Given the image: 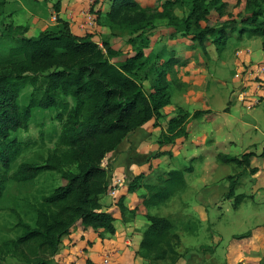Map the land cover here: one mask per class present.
<instances>
[{
    "label": "trees",
    "instance_id": "obj_1",
    "mask_svg": "<svg viewBox=\"0 0 264 264\" xmlns=\"http://www.w3.org/2000/svg\"><path fill=\"white\" fill-rule=\"evenodd\" d=\"M242 1L167 0L160 11H150L136 0H117L106 16L105 26L114 38L129 39L132 51L128 54L114 50L109 41L99 45L91 37H77L70 25L59 18L55 26L35 37L28 36L29 27L2 23L0 202L11 183L30 186L43 174L58 175L61 185L33 206L36 215L33 222L15 214L17 236L0 240V264H7L9 258L17 264H52L62 240L77 225L93 229L100 238L116 234L114 217L105 212L101 204V197L109 188V173L103 168V161L130 134L153 120L158 124L163 119L162 110L172 102L169 81L174 68L172 59L159 66L157 82L150 93L144 88V78L138 74L163 59L161 55L146 57L145 54L156 23L167 21L174 31L171 38H191L201 45L208 38H214L221 53L227 43V28L239 21L252 27L248 39L262 38L264 47V22L259 21L264 12L258 11L264 0H245L249 13L239 14L241 20H230L231 7L238 8ZM5 5L4 0H0V17L6 12ZM54 8L59 12L60 2ZM180 12L185 15L181 17ZM244 35L240 30V40ZM121 56L125 59L113 62ZM27 89L32 90L30 101L28 105H20L19 100ZM35 110H54L61 129L54 147L47 150L45 156L20 162L34 144H24L13 136L29 131ZM201 116V112L196 113L194 118ZM190 119V114L179 110L162 134L159 145H173L186 138ZM165 155L172 156L158 152L152 158ZM217 160L257 175L261 170L255 163L264 161V151L260 155L247 153L241 158L219 154ZM190 173L193 167L171 171L165 178H159L157 185L145 186L144 208L161 209L188 194L186 174ZM236 188L233 182L229 193L235 211L246 199L244 194L236 195ZM137 189L136 180L130 185L129 193ZM120 208L126 215L122 201ZM137 211L129 213L135 215ZM146 218L150 226L143 237L140 258L149 264H177L181 258L179 232L198 226L179 222L173 216L148 214Z\"/></svg>",
    "mask_w": 264,
    "mask_h": 264
},
{
    "label": "crops",
    "instance_id": "obj_2",
    "mask_svg": "<svg viewBox=\"0 0 264 264\" xmlns=\"http://www.w3.org/2000/svg\"><path fill=\"white\" fill-rule=\"evenodd\" d=\"M116 1L4 0L6 12L0 17V23L29 27L28 36L35 37L55 26L59 18L70 25L77 37H91L99 45L109 41L114 50L128 54L132 51L129 39L114 38L105 26L106 16ZM136 1L146 10L160 11L167 0ZM59 2L60 10L56 12L54 6ZM173 32L167 21L156 23L151 45L145 54L146 57L161 55L163 59L138 73L145 80V90L150 93L156 85L159 66L173 60V72L169 75L172 102L162 110L163 119L158 124L153 120L130 134L103 161V168L109 173L108 189L116 190V195L113 198L106 192L101 197V204L103 210L114 217L116 234H106L100 238L99 233L93 229L77 225L62 240L52 264H105L106 259L108 264H149L139 256L144 234L150 226L146 216L160 215L165 207L151 211L144 208L143 197L147 194L144 187L157 185L159 178H165L175 170L193 167V173L186 174V181L190 189L188 194L193 192L194 197L188 202L189 208L185 212L200 221L199 225L196 223L197 229L190 227L179 232L181 258L177 264H208L207 245L216 241L221 245L226 244V232L229 230L226 228L234 227L228 224H236L245 216L244 210L240 209L221 211L228 205L227 200L221 196L228 187L225 178L231 165L218 163L217 156L223 154L241 158L247 153L260 155L264 151V88L251 84L250 96L260 98L261 102L253 113H246L236 90L240 83L236 84L232 77L235 75H232L233 72H238L243 63H246L245 66H253L264 62L263 43L260 42V47L253 49L251 42L255 39L237 41L235 38L238 35L232 36L227 30L226 47L220 53L214 38H208L201 45L191 38H171ZM230 40L233 43L236 40V47L227 45ZM240 48L253 50V54L246 53L248 56L243 58L244 62L238 58L239 52L243 51L238 50ZM123 58L118 57L113 62ZM228 79L232 80L228 83ZM179 110L191 115L187 125L188 136L173 145L161 147L159 140L167 131L169 122L178 116ZM200 112L202 116L194 118ZM158 152L170 153L172 156L153 159ZM136 180L138 189L135 193H129L130 185ZM243 194L251 197L246 192ZM252 197L253 200H248L254 208L249 215L257 208L255 204L262 198V192ZM121 201L127 209L126 215L121 211ZM135 210H138L135 215L129 213ZM189 220L187 218L183 221L186 223ZM257 220L259 217H254L251 222Z\"/></svg>",
    "mask_w": 264,
    "mask_h": 264
},
{
    "label": "rangeland",
    "instance_id": "obj_3",
    "mask_svg": "<svg viewBox=\"0 0 264 264\" xmlns=\"http://www.w3.org/2000/svg\"><path fill=\"white\" fill-rule=\"evenodd\" d=\"M241 3V6H239L238 8L235 5L231 7L229 13L233 17L230 20H241V18L238 17L239 14L247 15L249 13L248 5L245 6V0H243ZM261 5V9L258 11L264 12V3H261ZM179 15L182 17L185 15V13L180 12ZM259 21L264 22V15L260 17ZM1 27L2 23H0V30ZM251 28V26L244 25L241 22L237 21L236 23H233L229 28H227V30H229L232 36L236 37L237 34L238 37H236L235 39L237 41H240L238 31H244V38L248 39V31ZM244 38H242L241 41ZM254 39L255 40L252 39L253 42H251V47L253 49H256V47H260V42L263 43V39L258 37ZM236 40H234L235 43H233V40H230L227 45H234L236 47ZM242 49L243 51L239 52L238 58L242 60L241 62H244L245 59L243 58L248 56L247 54L252 53L251 51L253 50L250 51V49H246L245 51L244 48H240L238 50ZM124 59L125 57L122 60ZM245 64L246 63H243L240 66L238 72H233L232 74H235L232 77L235 80L236 84H238L239 82L238 78H241V76L237 77V74L244 75L245 73H243V69L249 70L251 67L255 66H252L250 64H247V66H245ZM259 64H264V62H260ZM245 77H247L246 74L242 76V79L244 80ZM230 80L232 79H228V83L230 82ZM242 87L243 85L238 84V87L236 86V90H241ZM256 87L259 88L260 86L256 85ZM31 91V89H27L23 92L19 100L20 105H28L30 101ZM69 102L73 104L71 100H69ZM263 104L264 102L262 103V105ZM253 110L244 111L246 113H253ZM56 116L57 113L54 112V110H35L33 112V118L30 123L29 131H21L17 134H14L13 138L17 139L18 141L24 144H34L29 150L26 151V153H24L20 162L36 160L39 156H45L47 150L54 147L61 129V125L56 119ZM255 165L258 166V168L261 170V172L257 175H251L249 172L243 171V169H240L235 165H231L228 168V175L225 178L228 187L221 196L227 200L228 205L225 207V209H221V211H230L233 209V199L229 198L230 188L233 182H236L237 184L236 195H241L246 192V194H250L251 197L247 196L244 203L241 205V208H239L241 211L244 210L243 216H245L240 218L239 222L236 224H228L229 227H234L226 228L229 229L226 232L228 235L226 241L227 243H223V245H221V243L218 244V241H216L211 245H207V254L209 255L207 258L208 264H264V161L260 160L255 163ZM60 185L61 179L56 174H43V176H41L33 185L26 187L11 183L7 189V193L4 199L0 202V240L6 238H16L17 217L15 214L18 213L22 217H24L26 221L33 222L36 216L33 210V206L39 203L43 196L50 194ZM260 191L262 192V198H259V203L255 204L257 208L253 209V213L249 215V213L252 212L251 209L254 208V206L253 203L248 199L253 200L252 195ZM193 197L194 193L190 192L189 194H186L181 198L174 199L171 203H169V205L165 207L164 210L160 212V215L168 214L167 216H173L177 220H179V222H184V219L188 218L189 220L191 218L192 221L189 220L188 222H195L194 224L197 223L199 225L200 221L197 219V217L187 215L188 212H185L186 209L189 208L188 202L192 201ZM254 217H256L257 219L259 217V220L252 223L251 219ZM181 224L182 223H180V225ZM244 236H247L244 240H237V238ZM209 250H211V252ZM7 264H17V261L9 258L7 260Z\"/></svg>",
    "mask_w": 264,
    "mask_h": 264
},
{
    "label": "built area",
    "instance_id": "obj_4",
    "mask_svg": "<svg viewBox=\"0 0 264 264\" xmlns=\"http://www.w3.org/2000/svg\"><path fill=\"white\" fill-rule=\"evenodd\" d=\"M243 73H245L247 76L245 77L244 80L242 79V76H244L245 74L236 75L237 77L241 76V78L238 79H239V83L243 85L242 89L238 90V99L240 104L243 105L246 110H253L255 107H257L260 104L261 100L260 98L250 96L249 91L252 86L250 84L258 85L260 86L259 88L261 89L264 88V81H262L264 80V64H255V66L251 67L249 70L244 69ZM108 190H107V194L114 198L116 195V190H110V189ZM107 263H108V259L105 260V264Z\"/></svg>",
    "mask_w": 264,
    "mask_h": 264
}]
</instances>
